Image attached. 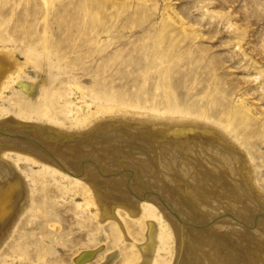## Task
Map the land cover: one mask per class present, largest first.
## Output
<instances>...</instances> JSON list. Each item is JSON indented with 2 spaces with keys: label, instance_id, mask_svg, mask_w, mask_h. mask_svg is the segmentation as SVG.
Returning a JSON list of instances; mask_svg holds the SVG:
<instances>
[{
  "label": "rangeland",
  "instance_id": "obj_1",
  "mask_svg": "<svg viewBox=\"0 0 264 264\" xmlns=\"http://www.w3.org/2000/svg\"><path fill=\"white\" fill-rule=\"evenodd\" d=\"M2 43L0 264H264V0H0Z\"/></svg>",
  "mask_w": 264,
  "mask_h": 264
},
{
  "label": "bare ground",
  "instance_id": "obj_2",
  "mask_svg": "<svg viewBox=\"0 0 264 264\" xmlns=\"http://www.w3.org/2000/svg\"><path fill=\"white\" fill-rule=\"evenodd\" d=\"M9 50V46L6 44V43H2L0 44V63L3 64L2 66H8L12 69L15 68L16 66V62L13 61L12 57L10 55H8L6 52ZM4 51H6L4 53ZM32 56V53L28 51L27 53V57L30 58ZM5 68V67H4ZM9 68V70H10ZM11 69V70H12ZM4 70V69H3ZM8 70V71H9ZM7 71V72H8ZM10 72V71H9ZM6 73V72H5ZM7 74V73H6ZM5 75V74H4ZM9 75V74H8ZM2 78V77H1ZM1 81V80H0ZM15 81V78L13 77H10V79L5 82L3 84V86H0L3 87L1 89H3V91L5 92V90H7L9 87V85L11 83H13ZM3 82V81H2ZM0 89V90H1ZM2 95H3V92L1 91L0 92V99L2 98ZM79 115L77 116V123L78 124H81L83 126H86L87 125V122L90 118H94V119H97L99 116H105L107 114H110V113H122V114H129L133 117H137L138 119H140L141 121V118L143 117L145 119V123H143V126L142 128L146 127L147 129L149 130H157L159 132L162 133H167V134H178L180 133V135H192V136H200V137H203V138H207L209 137V135H212L216 138H220L221 140H223L225 143H226V146H232L234 148H236V146L234 145V143H232L230 141V138H228L222 131L220 128L216 127V126H213V125H210L208 122H206L205 120H201L197 117H179V116H174V115H168V114H164V113H158V112H153L149 115H147V113H140L139 111H134V110H131V109H127V108H123V107H119V106H116V105H113V104H99L95 107V110H92L91 108L88 107V109L86 110V112H83L81 117H80V109H77L76 111ZM120 115V114H119ZM110 116V115H109ZM123 116V115H122ZM102 118V117H101ZM136 120V118H135ZM139 121V120H138ZM134 126V125H133ZM136 127H139L141 126L139 124H135ZM145 128V129H146ZM2 129V128H1ZM56 131V130H55ZM147 131V130H146ZM90 133V132H89ZM89 135V134H88ZM71 136V135H70ZM78 136V135H77ZM84 136V135H83ZM211 145V144H210ZM67 147V146H66ZM233 149V148H232ZM35 151V150H34ZM48 152V151H47ZM53 152V151H52ZM207 152V151H206ZM33 154V153H32ZM210 154V153H209ZM47 155V154H46ZM140 157V156H139ZM231 157V156H230ZM242 157V156H240ZM243 158V157H242ZM241 158V159H242ZM37 159V158H36ZM30 160V159H29ZM32 160V159H31ZM58 160V159H57ZM143 160V159H142ZM36 163V162H35ZM144 163V162H143ZM162 163V162H161ZM245 164V163H244ZM45 166V165H44ZM73 166V165H72ZM244 167V165H243ZM10 168V167H8ZM13 170V169H12ZM189 171V170H188ZM192 171V170H191ZM2 172V171H1ZM232 172V171H231ZM192 173V172H191ZM194 175V174H193ZM196 175V173H195ZM7 176V175H6ZM190 176V174H189ZM206 176V175H205ZM1 177V176H0ZM17 177V176H16ZM196 177V176H194ZM193 177V178H194ZM191 177V179H193ZM200 177H198L199 179ZM202 178V177H201ZM204 179V178H202ZM206 179V178H205ZM197 181V179H195ZM193 180V181H195ZM195 181V183H196ZM199 181V180H198ZM197 181V182H198ZM20 182V181H19ZM202 182V180H201ZM194 183V184H195ZM200 183V181L198 182V184ZM210 183V182H209ZM25 184V183H24ZM90 184V183H89ZM197 184V183H196ZM203 184V182H202ZM201 185V184H200ZM199 185V186H200ZM204 185V184H203ZM194 186V185H193ZM212 186V185H211ZM119 187V186H118ZM197 187V185L195 186ZM206 187V186H205ZM204 187V189H205ZM208 187H210L208 185ZM201 189V188H200ZM203 189V188H202ZM203 189V190H204ZM108 190V189H107ZM27 191V190H26ZM197 191H198V188H197ZM202 191V190H200ZM211 191V190H210ZM94 192V191H93ZM205 192V191H204ZM23 193V192H22ZM21 192H19L14 199L11 200L12 204L14 203L15 204V207L13 208V211L11 212V215H10V223L14 220V218L16 217V215H18V212L22 213L20 210H21V207L23 205V194ZM225 194V193H224ZM11 195V194H10ZM121 195V194H120ZM218 196V195H217ZM216 196V197H217ZM123 198V197H122ZM219 198V197H218ZM225 198V197H224ZM231 200V199H230ZM104 202V201H103ZM122 202V201H121ZM228 202V201H227ZM232 202V201H231ZM26 203V202H25ZM25 205V204H24ZM10 206V205H9ZM14 206V205H13ZM27 206V205H26ZM183 206V204H182ZM192 207V206H191ZM12 208V207H11ZM23 208V207H22ZM185 208V206H184ZM26 209V208H25ZM182 209V208H181ZM186 209V208H185ZM202 209V208H201ZM4 209H2L1 211H3ZM23 211V210H22ZM243 212V211H242ZM5 213V212H4ZM137 214V213H136ZM20 215V214H19ZM1 216V215H0ZM6 219V218H5ZM14 223H15V220H14ZM200 225V224H199ZM230 228V227H229ZM216 230V229H215ZM8 231V230H7ZM249 231V230H248ZM194 232V231H193ZM246 232V231H245ZM201 233V232H200ZM248 233V232H247ZM154 234V232H153ZM156 234V233H155ZM198 234V233H197ZM203 234V233H201ZM205 235V234H204ZM151 236V235H150ZM153 236V235H152ZM192 236V235H191ZM197 236V235H196ZM202 236V235H201ZM200 236V237H201ZM224 236V235H221V237ZM205 237V236H203ZM226 237V236H225ZM237 237V236H236ZM197 238V237H196ZM199 238V237H198ZM208 238V237H206ZM211 238V237H210ZM220 238V237H219ZM234 238V237H233ZM239 238V237H238ZM215 239V238H214ZM212 239V240H214ZM225 239V238H224ZM230 239V237L228 238ZM240 239V238H239ZM211 240V239H210ZM242 240V239H241ZM241 240H240V243H241ZM248 240V239H247ZM257 240V239H256ZM254 240V241H256ZM153 238L150 237L149 238V242H147V244L145 246H143V257H144V263L143 264H153ZM200 241V240H199ZM198 241V244L200 243ZM205 241V240H204ZM209 241V239H208ZM207 241V242H208ZM224 242V240H222ZM238 241V240H237ZM157 242V241H156ZM195 242V241H194ZM213 243V242H212ZM211 243V244H212ZM239 243V241H238ZM264 243V242H263ZM262 243V244H263ZM196 244V245H198ZM208 244V243H207ZM243 244V243H242ZM252 244V243H250ZM255 244V243H254ZM204 245V244H203ZM205 246V245H204ZM214 246V245H212ZM243 246V245H241ZM207 247V245H206ZM218 247V246H217ZM244 247V246H243ZM247 247V246H246ZM202 248V247H201ZM225 248V247H224ZM230 248V247H229ZM207 249H210V246L208 245ZM216 249V248H215ZM214 248L213 250L216 251ZM252 249V248H251ZM206 250V249H205ZM252 251V250H250ZM261 251V250H260ZM217 252V251H216ZM253 252V251H252ZM208 253V252H207ZM213 253V252H212ZM215 253V252H214ZM213 253V254H214ZM226 253V252H225ZM227 253H229L227 251ZM226 253V254H227ZM242 253V252H241ZM257 253V252H256ZM259 254V253H258ZM206 255V254H205ZM212 255V254H211ZM216 255V254H214ZM221 255V254H220ZM203 256V255H201ZM213 256V255H212ZM243 256V255H242ZM211 257V256H210ZM209 257V258H210ZM229 257V256H228ZM244 257V256H243ZM261 257V256H260ZM264 258V257H263ZM192 259V258H191ZM214 259V257H213ZM203 260V259H202ZM209 260V259H208ZM200 261V260H199ZM205 260H203L202 262H204ZM221 261V260H220ZM192 262V261H191ZM209 262V261H208ZM207 262V263H208ZM235 262V261H234ZM243 262V261H242ZM255 262V261H254ZM188 263V262H187ZM196 263V262H195ZM190 264V263H189ZM193 264V263H192ZM245 264V263H244Z\"/></svg>",
  "mask_w": 264,
  "mask_h": 264
}]
</instances>
